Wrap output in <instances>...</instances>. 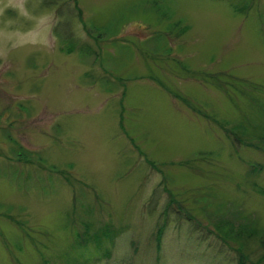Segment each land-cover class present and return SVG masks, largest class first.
<instances>
[{
  "label": "rangeland",
  "instance_id": "1",
  "mask_svg": "<svg viewBox=\"0 0 264 264\" xmlns=\"http://www.w3.org/2000/svg\"><path fill=\"white\" fill-rule=\"evenodd\" d=\"M12 4L0 264L255 259L214 222L264 235V0Z\"/></svg>",
  "mask_w": 264,
  "mask_h": 264
},
{
  "label": "trees",
  "instance_id": "2",
  "mask_svg": "<svg viewBox=\"0 0 264 264\" xmlns=\"http://www.w3.org/2000/svg\"><path fill=\"white\" fill-rule=\"evenodd\" d=\"M253 225L254 223L252 225L245 223L236 225L234 222L227 220L214 222V229L217 232V235H219L227 244L230 242H240L241 244L249 243L251 241L256 242L259 253L256 254L257 257L253 260L246 261L241 252V248L239 250L236 249V252L239 253V264H264V235H262L263 233H260Z\"/></svg>",
  "mask_w": 264,
  "mask_h": 264
},
{
  "label": "clouds",
  "instance_id": "3",
  "mask_svg": "<svg viewBox=\"0 0 264 264\" xmlns=\"http://www.w3.org/2000/svg\"><path fill=\"white\" fill-rule=\"evenodd\" d=\"M2 2L3 0H0V3ZM8 9L16 11L18 15L26 14L23 12V5H21L20 7H14L12 4V0H8V3L4 4L3 7H0V16H3ZM8 23L10 24L11 21H9Z\"/></svg>",
  "mask_w": 264,
  "mask_h": 264
}]
</instances>
